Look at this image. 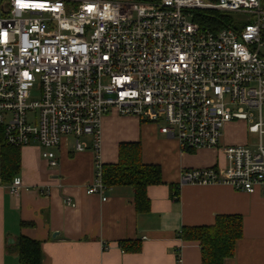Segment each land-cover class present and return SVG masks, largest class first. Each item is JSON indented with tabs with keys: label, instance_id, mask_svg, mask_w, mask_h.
<instances>
[{
	"label": "built area",
	"instance_id": "2783aa9c",
	"mask_svg": "<svg viewBox=\"0 0 264 264\" xmlns=\"http://www.w3.org/2000/svg\"><path fill=\"white\" fill-rule=\"evenodd\" d=\"M206 9L241 27L201 29L194 11ZM263 105V0H0V139L37 144L49 167L64 138L97 156L101 119L116 110L182 151L221 150L223 168L183 170L182 182L251 193L264 186ZM234 120L258 135L254 146L221 144ZM7 187L17 194L21 178ZM106 189L96 157L86 192L106 200Z\"/></svg>",
	"mask_w": 264,
	"mask_h": 264
},
{
	"label": "crops",
	"instance_id": "0c3cea01",
	"mask_svg": "<svg viewBox=\"0 0 264 264\" xmlns=\"http://www.w3.org/2000/svg\"><path fill=\"white\" fill-rule=\"evenodd\" d=\"M250 133L246 121H229L220 142L254 146L248 142ZM126 141H139L142 160L161 167L163 183L146 190L147 212L135 210L129 186L107 188L106 200L86 192L96 157L101 164L115 163L118 145ZM41 152L37 144L19 147L17 194L8 190L11 181H2L0 167V264H19L17 254L5 249L19 236L40 242L41 264H201L199 243L181 239L179 232L213 224L222 214L242 218L234 256L223 264H264V186L248 193L226 183L181 181L183 170L223 168L220 149L182 151L177 140L161 134L154 123L111 110L101 119L97 156L92 148L76 151L70 137L55 149L58 167H49ZM170 183L179 185L178 201L171 198ZM122 240L139 241L140 249L127 251Z\"/></svg>",
	"mask_w": 264,
	"mask_h": 264
},
{
	"label": "trees",
	"instance_id": "16d2710c",
	"mask_svg": "<svg viewBox=\"0 0 264 264\" xmlns=\"http://www.w3.org/2000/svg\"><path fill=\"white\" fill-rule=\"evenodd\" d=\"M264 3V0H263ZM233 13L218 10H196L193 21L201 29L217 31L221 28H240ZM0 167L2 181H11L19 170V147L6 145L0 139ZM102 181L107 188L129 186L133 190V202L137 212H147L150 201L147 196L149 185L162 184V171L159 164L145 163L142 160V147L139 141L120 142L117 161L102 164ZM170 195L179 199V185L170 183ZM242 236V218L238 214H222L215 217L210 225L183 227L179 237L186 241H197L200 246L201 264H223L234 256L235 244ZM120 245L127 251H138L139 241L122 240ZM6 251L15 252L19 264H41V246L37 240L19 236Z\"/></svg>",
	"mask_w": 264,
	"mask_h": 264
},
{
	"label": "rangeland",
	"instance_id": "374dc122",
	"mask_svg": "<svg viewBox=\"0 0 264 264\" xmlns=\"http://www.w3.org/2000/svg\"><path fill=\"white\" fill-rule=\"evenodd\" d=\"M254 113L256 114V112H254ZM262 114L264 115V105L262 106ZM257 141H258V135L257 134H254V133L248 134V142L249 143H252V144L254 143L255 144ZM263 141H264V136H263Z\"/></svg>",
	"mask_w": 264,
	"mask_h": 264
}]
</instances>
